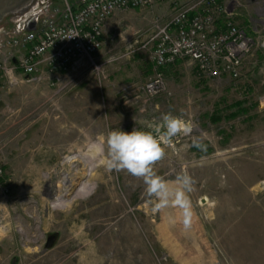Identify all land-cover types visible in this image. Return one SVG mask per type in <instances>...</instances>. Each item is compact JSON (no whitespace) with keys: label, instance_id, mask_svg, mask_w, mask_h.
<instances>
[{"label":"rangeland","instance_id":"374dc122","mask_svg":"<svg viewBox=\"0 0 264 264\" xmlns=\"http://www.w3.org/2000/svg\"><path fill=\"white\" fill-rule=\"evenodd\" d=\"M30 1L0 0V27ZM236 1L225 5L255 40L236 80L180 61L164 68L163 93L143 94L151 48L141 46L169 21L168 1L107 23L97 60H116L99 78L89 68L53 84L1 78L0 264H232L238 236L264 230V0ZM169 112L190 130L154 170L170 186L179 174L194 181L187 229L175 207L154 210L142 179L104 166L110 131L150 130Z\"/></svg>","mask_w":264,"mask_h":264},{"label":"built area","instance_id":"2783aa9c","mask_svg":"<svg viewBox=\"0 0 264 264\" xmlns=\"http://www.w3.org/2000/svg\"><path fill=\"white\" fill-rule=\"evenodd\" d=\"M167 1L172 5L169 21L156 25L141 46L151 48L153 65L143 94L163 93L166 82L158 70L179 60L194 65L204 78L238 79L255 40L236 24L225 0H32L6 17L8 27H0V79L17 71L30 80L47 77L53 84L81 68L99 78L103 67L116 60H97L107 23L118 13Z\"/></svg>","mask_w":264,"mask_h":264},{"label":"clouds","instance_id":"9594fccd","mask_svg":"<svg viewBox=\"0 0 264 264\" xmlns=\"http://www.w3.org/2000/svg\"><path fill=\"white\" fill-rule=\"evenodd\" d=\"M147 128L150 130L134 128L131 132L110 131L106 138L107 158L104 166L109 171H126L142 179L146 185V194L154 198V210L163 211L175 207L180 223L187 229L191 227L194 217L188 195L194 190V181L186 173L179 174L176 185L170 186L157 174L154 165L166 156V148L171 146L174 137L190 130V124L182 115L169 112L159 122L149 123Z\"/></svg>","mask_w":264,"mask_h":264},{"label":"crops","instance_id":"0c3cea01","mask_svg":"<svg viewBox=\"0 0 264 264\" xmlns=\"http://www.w3.org/2000/svg\"><path fill=\"white\" fill-rule=\"evenodd\" d=\"M180 61L182 60L176 62H180ZM164 68L165 67L160 68L158 71L163 74ZM149 71L151 72L150 74L151 76L153 74L152 62L150 63ZM17 73L20 74V72ZM237 239L238 241L234 246L238 248L237 251L235 253L231 251L232 254H230V250H229V252L227 253L228 260H230L232 264H264V230L255 231L251 236H246V235L238 236Z\"/></svg>","mask_w":264,"mask_h":264},{"label":"bare ground","instance_id":"6f19581e","mask_svg":"<svg viewBox=\"0 0 264 264\" xmlns=\"http://www.w3.org/2000/svg\"><path fill=\"white\" fill-rule=\"evenodd\" d=\"M88 156H89V155H88ZM76 176H77V175H76ZM73 178H75V176H73ZM90 178H91V179L94 178V177H93V174L91 175ZM87 185H88V184H84V186H82V188H81L80 190H77L76 194H77L78 196L84 194V193L86 192L87 188H88Z\"/></svg>","mask_w":264,"mask_h":264},{"label":"water","instance_id":"95a60500","mask_svg":"<svg viewBox=\"0 0 264 264\" xmlns=\"http://www.w3.org/2000/svg\"><path fill=\"white\" fill-rule=\"evenodd\" d=\"M52 240H53V237H52V238H49V239L47 240L46 247L50 246Z\"/></svg>","mask_w":264,"mask_h":264},{"label":"trees","instance_id":"16d2710c","mask_svg":"<svg viewBox=\"0 0 264 264\" xmlns=\"http://www.w3.org/2000/svg\"><path fill=\"white\" fill-rule=\"evenodd\" d=\"M242 104V103H241Z\"/></svg>","mask_w":264,"mask_h":264}]
</instances>
